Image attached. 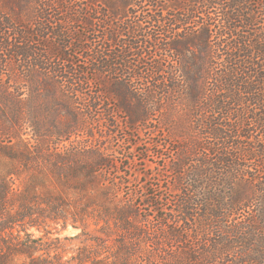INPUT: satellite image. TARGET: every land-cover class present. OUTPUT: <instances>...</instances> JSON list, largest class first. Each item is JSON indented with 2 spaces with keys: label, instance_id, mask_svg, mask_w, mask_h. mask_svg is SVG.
Here are the masks:
<instances>
[{
  "label": "trees",
  "instance_id": "trees-1",
  "mask_svg": "<svg viewBox=\"0 0 264 264\" xmlns=\"http://www.w3.org/2000/svg\"><path fill=\"white\" fill-rule=\"evenodd\" d=\"M58 5L63 14L56 19L44 0H0V73L7 79L0 84V264H10L17 225L71 221L86 229L93 213L122 238L108 264H264L263 0H192L178 11L166 8L158 33L169 41L162 50L173 55L150 62L156 36L124 22L130 9L137 18L134 5H106L98 20L89 6ZM144 8L146 19L161 23ZM114 19L127 27L113 26ZM122 33L128 40H119ZM77 45L94 67L91 77L69 53ZM112 74L129 79L114 80V88L107 82ZM93 84L100 91L86 92ZM45 86L53 110L60 106L74 124L45 132L34 120L32 113L44 114V107H31L24 89L44 98ZM111 92L126 129H147L157 111L173 120L172 155L145 152L167 162L165 174L136 175L145 179L144 195L126 193L133 176L105 149L73 139L87 118L76 104L83 101L95 117ZM28 119L33 133L25 137ZM163 188L172 199L158 194ZM77 261L99 264L85 255Z\"/></svg>",
  "mask_w": 264,
  "mask_h": 264
},
{
  "label": "rangeland",
  "instance_id": "rangeland-1",
  "mask_svg": "<svg viewBox=\"0 0 264 264\" xmlns=\"http://www.w3.org/2000/svg\"><path fill=\"white\" fill-rule=\"evenodd\" d=\"M158 7L156 12L148 6V0H44V5H50L48 7L52 15L58 19L62 16L63 11L59 8L60 5H75L80 7H90L89 9L92 15L98 19L103 17L99 16L100 12H103L106 8V5H113L118 9H123V7L130 3L134 5L133 10L137 11V18L131 13V9L128 10L129 16L124 18V22L129 23L128 25H140L142 27L148 28L150 32L154 34L157 38V43L154 48L151 49L153 56H148L146 59L148 62L164 56L170 57L173 55L172 50L165 51L164 49H169V41L165 39L163 34L158 33L164 27V21L166 8L174 12L176 7H179L180 4H189L192 0H153ZM256 1V0H255ZM264 2V0H263ZM129 5V6H130ZM144 9L148 10L150 14H157V18L161 20V23L151 21L146 19L147 12H143ZM175 6V8H174ZM178 11V9H176ZM214 14V9H208L207 12ZM219 11V10H217ZM176 12V11H175ZM201 12V10H200ZM198 18L204 16L197 13ZM218 14L212 15L214 18L218 19ZM99 16V17H98ZM139 16V17H138ZM107 19V17H104ZM109 21V20H108ZM110 23L113 26H119L121 29L127 27L123 21L119 19L110 20ZM84 25L78 23L76 25L77 29H82ZM103 27V24L96 21V30H100ZM109 27V26H108ZM119 34L118 38L128 40V33ZM120 36V37H119ZM122 43H120V46ZM118 46V49H120ZM166 47V48H165ZM69 53L75 56L77 62L83 64L86 70H90V77L93 72V65L90 63L87 64V59L81 54H84L79 46H72L69 49ZM86 54V53H85ZM146 60V61H147ZM132 65L141 64V67L144 66L143 61L137 63L131 59ZM129 74V73H128ZM133 75V73H130ZM129 77H119L116 75L110 76L108 79V84L111 87L118 88L115 86L114 80L118 82L125 83ZM125 81V82H124ZM7 82L5 75L0 73V84ZM136 85V83H135ZM112 88V89H114ZM27 94L24 96L28 100V104L31 107L41 108L44 107V114L33 112L32 114L35 117V121L43 123L44 131L48 132L53 128H61L64 124H69L73 122V119L66 114V112H59L60 106L58 109L53 110L52 97L49 94L50 88L44 87V98H35L30 96L31 92L28 88H25ZM123 89V88H122ZM100 87L96 84H93L86 89V92L93 93L99 92ZM125 93V92H124ZM108 97L105 98L101 109L95 117L89 115V111L85 108L83 101L76 104L81 112H84L86 119L83 118L84 126L83 130L79 132L76 136L73 137L76 141H81L84 144L92 145L95 144L101 146L102 149H105V152L109 154V157L114 159L118 164H122L125 172L131 174L133 181L130 186L126 188V193H130L132 190L139 192V195H144L142 192L143 179H136L137 176H142L146 172L148 174H165L167 162L163 159L158 158L153 153H145L147 149H155L160 151L165 155L166 158L172 155L174 150V139L169 136V132L172 130L169 127V124L173 122L171 117L163 116L159 111L154 112L152 118L153 121L150 122V125L147 129L137 128V130L126 129L125 124L121 122L122 115L114 112L115 105L117 104V95L114 92H111ZM132 104L135 105V99L133 98ZM58 107V106H56ZM106 109V110H105ZM30 110V109H29ZM178 117L177 112H173V116ZM9 119L12 120V116L8 115ZM1 118V117H0ZM2 125V122L0 121ZM30 119L22 123V132L25 137H30L33 133V128L30 127ZM90 133H86V132ZM88 134H91L88 136ZM69 143H67L68 145ZM146 158L147 160H145ZM7 163V162H6ZM3 165L0 164V168ZM139 172V173H138ZM150 183H158L155 180H150ZM165 186V184H164ZM158 194L163 196L166 200L172 199L173 193H169L163 188L158 191ZM138 203L143 204L142 198L138 199ZM160 207L169 208L171 205L169 203L159 202ZM87 228L85 229L82 225L77 227L73 226V223L69 221L66 225L63 221L61 222H52L48 221L44 224L43 227L38 228L35 226L32 227H21L20 225L16 226L14 229L13 236L9 238V244L13 245L15 248L14 253H12L10 264H78L77 258L85 255L93 258L99 264H108L113 261V255L118 250L120 245L119 240H121L120 232L115 231L114 224H105L101 219V215L98 213H93L90 217L87 218ZM97 240V241H95Z\"/></svg>",
  "mask_w": 264,
  "mask_h": 264
}]
</instances>
